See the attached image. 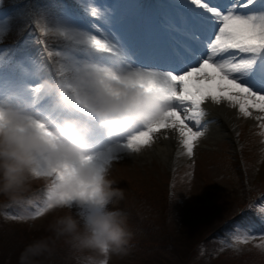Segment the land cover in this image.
<instances>
[{
  "label": "rangeland",
  "instance_id": "rangeland-1",
  "mask_svg": "<svg viewBox=\"0 0 264 264\" xmlns=\"http://www.w3.org/2000/svg\"><path fill=\"white\" fill-rule=\"evenodd\" d=\"M127 1L124 0L125 3ZM188 1L191 3V0ZM48 2L51 3V9L39 0H0L1 11L9 9L10 12L5 22L0 24V48L17 46L20 38L26 35L36 37V30L40 34L39 40L44 41L47 37L49 42H53L56 38L54 42L66 45L70 51V60L67 53L60 51H56L49 59V64L55 68L54 74L58 78L67 75L80 59L82 62L90 61L103 65L106 58L117 60L125 54L132 60L131 64H136L134 55L130 56L126 47L130 36H119L121 28L114 26L113 21L112 28H105L106 31L99 26V22H108L110 14L117 11L119 0ZM131 2L139 4V19H142L143 15L147 19L152 18L153 8H149L150 1L144 0L142 11V0ZM84 3L89 5V8L85 13L78 14ZM127 9L128 13L133 14L137 8ZM160 12L165 18V23L167 21L172 27V22L178 18L177 11L164 7ZM85 20H88L90 25ZM30 26H34V29L30 30ZM134 30L140 31L143 27L134 25ZM91 35L98 36L111 48H114L119 40L120 48L108 55L98 53L87 42ZM3 57L5 55L0 56V101L30 100L25 96L29 94L32 97V89L28 88L27 82L35 79L39 70L33 67L27 73L23 67H17L11 71L13 82H7V77L3 76V70L7 69L3 67ZM54 59L64 63L53 66ZM113 66L118 71L127 72L120 64ZM262 131L264 130L261 129L259 121L242 116L235 140L227 135L217 136L214 140L201 139L192 158L183 150L179 161L172 167L162 156H154L152 152H119V158L109 164V178L115 181L114 187L124 190L125 197L109 207L118 208L126 215L134 237L129 253L125 256H114L111 264H145L149 260L159 259L163 260L161 264H164L165 260L171 262L172 256L166 250L170 245L166 230L174 224L181 228L187 239V245L180 247L178 254L172 249L170 251L176 259H172L175 264H213V260L219 262L228 258L234 262L232 264H264V240L251 241L253 237L264 238V206L257 209L255 219L238 222H230L229 219L226 224L223 223L236 212L235 208L240 202L245 201L247 197L250 199V195L256 193V189L264 190ZM120 141L122 142L123 138ZM258 180L257 185L253 187L252 184ZM41 184L45 182L39 179L33 183L32 188ZM47 194L45 186L33 195L34 197L0 204V238H3L0 240V250L6 246L14 248V254L10 253L4 260H0L1 264H18L20 252L25 245L36 238L49 235L48 224L55 216L66 213L67 210L46 213L31 222L17 218L38 211L46 201ZM0 198L6 197L0 195ZM262 202L264 203L263 198ZM71 211L74 215L77 213L75 207ZM246 234L247 242L250 243L246 249L252 247L254 252L259 253L263 258L260 259L261 262L252 254L240 256L242 251L236 248V242L240 241L235 237ZM165 236L169 242L163 240ZM151 241H159L161 244L163 242L165 248H154ZM55 246H60L58 253L53 252L51 258H43L45 261L42 259L41 264H65L64 255L73 264H83L86 254L77 252L70 241L61 239ZM172 248L176 251L175 246ZM224 253L225 256H221ZM228 254H232V257L227 256Z\"/></svg>",
  "mask_w": 264,
  "mask_h": 264
},
{
  "label": "clouds",
  "instance_id": "clouds-1",
  "mask_svg": "<svg viewBox=\"0 0 264 264\" xmlns=\"http://www.w3.org/2000/svg\"><path fill=\"white\" fill-rule=\"evenodd\" d=\"M169 107L157 84L90 61L40 79L30 100L0 101V195L22 201L42 179L46 213L67 210L48 224L49 235L25 245L18 264H41L61 239L86 254L83 264L129 253L134 233L126 215L109 207L125 192L109 178L106 157Z\"/></svg>",
  "mask_w": 264,
  "mask_h": 264
},
{
  "label": "snow or ice",
  "instance_id": "snow-or-ice-1",
  "mask_svg": "<svg viewBox=\"0 0 264 264\" xmlns=\"http://www.w3.org/2000/svg\"><path fill=\"white\" fill-rule=\"evenodd\" d=\"M191 3L205 13L195 44L186 47L170 67L127 68L135 77L157 84L170 107L158 119L118 141L107 154L109 164L121 151L140 153L151 148L157 138L168 139L170 134L192 158L205 135L209 101L227 103L239 115L259 121L264 130V0H227L223 6L206 0ZM257 4L262 7L257 9ZM87 42L98 53H114L96 35ZM46 211L45 201L31 217L36 219ZM17 218L24 220L25 216ZM235 239L246 243L248 236Z\"/></svg>",
  "mask_w": 264,
  "mask_h": 264
},
{
  "label": "bare ground",
  "instance_id": "bare-ground-1",
  "mask_svg": "<svg viewBox=\"0 0 264 264\" xmlns=\"http://www.w3.org/2000/svg\"><path fill=\"white\" fill-rule=\"evenodd\" d=\"M206 111L207 115L204 118L206 121L205 135L200 140L205 138L214 140L217 136L221 135H227L234 140L236 139L239 121L242 117L236 109L231 108L227 103L215 105L209 101L206 104ZM183 150L177 144V137L170 134L168 139L157 138L151 148L143 149L142 152L147 154L152 152L154 156H162L169 166L172 167L179 161Z\"/></svg>",
  "mask_w": 264,
  "mask_h": 264
},
{
  "label": "trees",
  "instance_id": "trees-1",
  "mask_svg": "<svg viewBox=\"0 0 264 264\" xmlns=\"http://www.w3.org/2000/svg\"><path fill=\"white\" fill-rule=\"evenodd\" d=\"M259 193H264V190H258L256 193H254L255 194V197H257L258 195H260ZM253 195V194H252ZM255 200V199H254ZM249 203H250V200H249V198L247 197V199L245 200V201H243L242 203L240 202L238 205H237V208H235L236 209V212L235 213H233L228 219H225L224 220V222L223 223H225L226 224V222L229 220V219H232V221H238V220H240V218L238 217V215L240 214V212H242L248 205H249ZM202 206V205H201ZM231 207V206H230ZM234 207H236V206H234ZM167 231V233L169 234V236H168V239L170 240V242L168 241V239H167V236H165V239L163 238V240H166V241H168L169 243H170V245L168 246V247H166V250H167V252L172 256V259H175V258H173L174 256L170 253V251H171V249L175 252V254L177 253H179V249H180V247H182V248H184L185 247V244L187 245V239H186V237H185V235H184V233L182 232V230H181V228L177 225V224H174V225H172L171 227H169V229H167L166 230ZM3 238H0V240H2ZM160 241V240H159ZM159 241H154V247L155 248H161V247H163L162 249H164L165 248V245L163 244V242H162V244H163V246H162V244H161V242H159ZM173 246H175V248H176V251L172 248ZM249 252V253H248ZM254 251L251 249V250H247V251H242V253L240 254V256H242V255H245V254H252V256H254V257H256V258H259V262H261L260 261V259L261 260H263V258H264V256H263V258H261V256L259 255V253H256V252H254V253H256V254H254L253 253ZM10 253H12V254H14V248L13 247H5L3 250H0V260H4L5 259V257H8L9 256V254ZM53 255V254H52ZM52 255L51 256H48V257H52ZM183 255V254H182ZM47 257V258H48ZM170 257V256H169ZM232 257V256H231ZM236 257V256H235ZM171 258V257H170ZM233 258H234V254H233ZM233 258H232V260H233ZM46 259V258H45ZM45 259H43L42 261H45ZM172 259H171V262H168V261H164V264H175L173 261H172ZM176 260V259H175ZM246 261H249V260H246ZM163 262V260L162 259H159V261H156V260H149V261H147L145 264H161ZM229 263V264H232V263H234L233 261H231V259L230 258H228V259H226V260H221V261H217V262H212L213 264H224V263ZM1 264V263H0Z\"/></svg>",
  "mask_w": 264,
  "mask_h": 264
}]
</instances>
